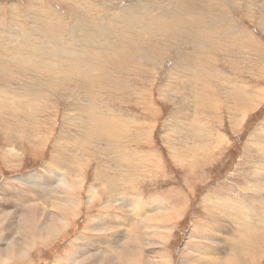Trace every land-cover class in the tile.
I'll return each instance as SVG.
<instances>
[{
    "label": "rangeland",
    "instance_id": "1",
    "mask_svg": "<svg viewBox=\"0 0 264 264\" xmlns=\"http://www.w3.org/2000/svg\"><path fill=\"white\" fill-rule=\"evenodd\" d=\"M181 1L0 0V96L25 107H0V189L64 161L82 179L65 190L78 206L68 225L0 264H72L75 243L115 234L95 217L133 218L136 201H154L167 228L162 264H264V219L231 222L264 207V0H191L187 14ZM113 40L123 50L108 57ZM92 52L108 64L85 69Z\"/></svg>",
    "mask_w": 264,
    "mask_h": 264
},
{
    "label": "bare ground",
    "instance_id": "2",
    "mask_svg": "<svg viewBox=\"0 0 264 264\" xmlns=\"http://www.w3.org/2000/svg\"><path fill=\"white\" fill-rule=\"evenodd\" d=\"M180 3L183 4V6H186L184 8L188 9L187 11L185 10L186 11V12H184L185 14H187L189 12H193V9L188 7V6H193V2L191 0L187 1L186 3H183V1H181ZM169 14H170V12H168V15ZM175 16L172 15L170 18V21H173L176 23V21H177L176 19L178 17L176 18ZM138 17H139V15H138ZM183 18H184V21L183 20H181V21H183L185 24H189V20L186 19L185 17H183ZM178 21H180V20H178ZM183 22H181V23H183ZM169 25H171V24H169ZM184 26L185 25L183 24V27ZM188 26L189 27L192 26L194 28V26L192 24L191 25L189 24ZM171 27H170V29H171ZM173 27H174V25H173ZM160 29H162V28H160ZM190 32L191 31L189 30L188 33H184V36H186L188 40H191V38L193 37V35ZM52 36H53V34L51 35V37ZM74 36H75V34H74ZM129 39H132V38H129ZM129 39L127 38V41ZM110 40H111V38H110ZM48 43H49V41H48ZM120 44H121L120 42H116L113 40L111 42V50L109 49L110 51L106 52L105 54H108V57L111 56V53L114 57L116 55H119L116 52H119L120 50L122 51L123 49H120V50L116 49L115 51H113V48H115V46H119ZM11 52H13V51H11ZM83 55H84V58L85 57L86 58L83 59L84 62L82 65L87 70L91 69V68H93V70H94L95 65H97V66L100 65V68H101L102 66H105L108 64L106 61L102 62L101 58H104V57H102L100 55H99V58L97 59L98 61L95 60L96 59L95 56L98 55L97 53L92 52V54H83ZM78 57H81V55H78ZM57 59H59V58H57ZM87 59L93 60V63L87 64V63H89ZM99 59L101 61H99ZM35 61H36V59H35ZM77 61H78V59H77ZM46 62H48V61H46ZM13 63H16V62H13ZM18 64H20V63H18ZM21 64H22V66L21 67L19 66V68H23L25 65V64L23 65V62H21ZM43 67H44V65H43ZM28 68H30V67H28ZM17 69H18V67H17ZM77 69L78 68H76L74 70H77ZM97 69H98V67H97ZM26 70L28 71V69H25L24 71H26ZM49 70H51V69H49ZM49 70H44V71H47V73H48ZM40 72L41 71H39V72L37 71L35 73V71H34L33 73H35L37 75H41ZM63 72H64V70H63ZM25 74H26V72L24 73V75ZM88 75L86 74L85 77L83 76V78L80 79L82 81H79V82L80 83L85 82V79H86V77L88 78ZM90 76H92V75H90ZM36 77L32 79L31 86H29V89L33 92V94L36 92L42 93V90L40 89L39 86L42 84V81H43L42 78H44V77L41 76L39 79L38 78L36 79ZM36 82H38V83L40 82V84H35ZM78 85L79 84H77V86ZM76 88H78V87H76ZM80 88H81V86H80ZM16 95H18V94H16ZM17 97L18 96L13 95L12 99L8 98L9 100H7L6 96H4V97L0 96V98H1L0 99V104H1L0 107L4 106V105H2V103L8 105L7 107L12 109L11 112L8 111L9 115L12 114V112H14V110H17L19 108H25L22 105H19L21 107H19V106L14 107L18 101ZM21 99H26V98L21 96V97H19V100H21ZM4 100H6V102ZM25 103H26V101H25ZM26 105H28V104H26ZM0 109H4V108H0ZM80 110H82V108H80ZM16 114H18V113H16ZM76 119H77V121H79L78 122L79 127L84 129L85 128L84 126L86 124L85 121L83 122L80 118L79 119L76 118ZM73 127H75L74 129L77 128L75 125ZM13 152H16V149H14V148L10 149V150H8L7 153L12 154ZM112 158H113V156H112ZM70 164H71V162L67 163L65 161L63 162V164H54V163L48 164L46 169H45L48 171H46V174L44 177L42 176V174H40L36 171V172H31L30 174H27V175H22L19 178H15V180L21 182L25 186L26 189H20V190L17 189V191H16L13 188L14 185L7 183L5 181V184L0 189V196H1V198H0V223H3L4 221L6 222V226H5L6 230H5V235H4V238L5 237L6 238H5V242L3 244L5 246V249L0 248V258H3V260H5V259L10 258L12 255H17L19 253L22 254V252H26V250L29 249L30 246H32V244L35 241H38L43 236H46V235L49 236V235L53 234L54 232L60 230L62 227L68 225V222H70V212L72 211V212L76 213L78 211V206H77V199H75L72 195L69 197L66 194L65 190H67V191L75 190L78 183H79V180L82 181V179H79L78 177H76V174L74 173L75 165H73V166L71 165V167H70ZM118 165H119V162H118ZM261 188L264 189V186L261 185ZM88 191H89L88 192V198L91 201L100 196L99 193L97 192V189H95V188H91ZM120 199H123V198L120 197L118 199L119 204H120ZM120 206L118 205V208ZM132 206L136 207L134 209L135 211L133 214L135 216H133V218H127V217L121 218L120 217V219H119L118 216H112L111 214L109 215L110 212H107V214L104 217H101V218L95 217L94 218V221L96 223L94 226L95 228L102 230L103 232L108 231V230L115 231V234L111 238H108L109 240L106 239V241L105 240L100 241L99 239L93 240V239L88 238V239L83 240L79 243H75L76 244L75 245L76 250L71 254V256H69L68 260H71V261L74 260L72 262V264H74V263L75 264H162V263H164V259L162 258V256L164 254H163L159 239H163L166 236L167 228L164 227L163 225H161L162 221H160V220L158 221V218L154 213V210L157 212V207H156L155 202L149 201V202L145 203L144 208L146 206H148L149 208L152 207V209H148L147 207L145 208L146 210H148V212L150 214L143 208V205L138 204L137 201L135 203L132 202ZM75 207H77V208H75ZM130 207H131V205H130ZM106 209H108V208H105V210ZM120 209H121V207H120ZM144 210H145V212H143V213L145 214V218H143V220H144L143 222H145L146 220L148 222L147 231H146L147 233L145 232V230H143L146 225H142V220L139 219L141 217L140 215H141L142 211H144ZM256 210L257 211L252 213L253 217H252L251 222L255 221V223H257V224H254V223L252 224L251 222H249L250 219L238 217L237 215H236L237 217L236 216L231 217V220H232L231 222L237 228L240 227V229L242 228L244 230L249 229L251 227H254V225L255 226H262L261 219H264V207L260 206ZM247 213L248 212H246V214ZM139 222H141V223H139ZM115 224L118 225L117 229L114 226ZM126 226H128V227H126ZM230 226H231V224H230ZM150 229H151L150 234L147 236L148 231ZM124 230H125V233L123 232ZM128 230H129V232H128ZM237 230H239V229H237ZM35 233L38 234V236L35 237V239H34ZM0 242H2V240H0ZM144 251L148 252V258L149 259L144 256ZM78 256L80 257L79 260L76 259V257H78ZM204 264H217V263L210 259V260H207Z\"/></svg>",
    "mask_w": 264,
    "mask_h": 264
}]
</instances>
